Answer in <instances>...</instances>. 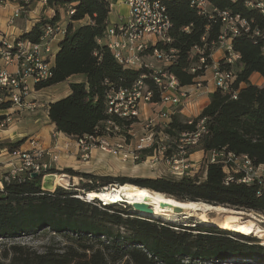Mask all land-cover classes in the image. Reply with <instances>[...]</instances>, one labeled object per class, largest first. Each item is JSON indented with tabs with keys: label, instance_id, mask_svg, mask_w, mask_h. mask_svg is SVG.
Listing matches in <instances>:
<instances>
[{
	"label": "trees",
	"instance_id": "trees-1",
	"mask_svg": "<svg viewBox=\"0 0 264 264\" xmlns=\"http://www.w3.org/2000/svg\"><path fill=\"white\" fill-rule=\"evenodd\" d=\"M172 21L170 42H159L156 47L170 52L175 58L165 70L173 74L179 86L192 85L214 64L213 51L218 48L223 23L218 12L202 13L193 0H163ZM219 11L240 15L249 23V30L229 36L240 58L228 63L219 60L220 69H232L235 80L230 91L216 88L210 102L197 117L179 111L171 115L164 129L176 139L182 133L198 130L204 120L199 149L223 152L218 161H207L206 177L176 178L173 176L147 178L96 177L75 172L71 168L53 172L80 173L102 181L87 184L84 193L102 190L110 184H129L148 188L181 201H197L211 205L254 210L264 214V180L243 182L245 172L225 170L228 153L247 155L255 166L264 164V85L250 81L253 73L264 76V36L255 29H264V14L245 6L243 0H212ZM50 7L66 6L75 10L68 17L64 37L52 67L53 76L37 84L36 89L66 81L74 75H84L85 81L70 82L71 92L49 104V118L56 131L72 138L101 136L106 123L118 120L123 133L136 119H118L108 112V94L131 88L141 77L154 91L152 101H161L162 90L153 80L152 70L132 68L121 63L111 49L99 40L110 26L109 0H47ZM59 22L58 9L52 17H43L31 30L20 37L40 42L47 25ZM155 47L147 49L152 53ZM202 59L204 61H202ZM242 83L245 85L242 86ZM236 92V93H234ZM236 94V97H234ZM10 104H1L3 109ZM0 115V118H3ZM27 137L17 141H0L2 149L20 148ZM197 147V146H196ZM144 150V153H148ZM43 174L10 178L0 189V264H219L222 262L249 264L264 263V246L252 235L223 226H177L144 217L126 208V202L98 205L79 197L75 187L56 186L47 189ZM126 205V208L117 207ZM175 227H179L176 229ZM39 233L51 234V241L39 250L17 241L18 238ZM57 239V240H56ZM243 260H246L243 262Z\"/></svg>",
	"mask_w": 264,
	"mask_h": 264
},
{
	"label": "built area",
	"instance_id": "built-area-1",
	"mask_svg": "<svg viewBox=\"0 0 264 264\" xmlns=\"http://www.w3.org/2000/svg\"><path fill=\"white\" fill-rule=\"evenodd\" d=\"M34 2L47 4V0H0V14L7 5L14 3L13 13L7 20L8 25H14L15 20L27 12ZM129 7L127 20L116 25H110L104 36L99 40L108 45L115 57L127 67L142 68L152 70L153 80L162 90L161 101H152L154 91L145 81V76H141L131 88L111 91L108 94V112L118 119H136L131 125L142 121L143 107L146 105L163 104L168 110H160L146 118L149 121V130L137 139V143L132 148V143H128L127 135L123 133L122 126L118 120H109L106 123V133L101 136H84L74 138L75 146L80 156L87 160L91 154L100 150L103 153L119 157L124 161L131 162H151L152 166H157L159 160L169 167L171 176L176 178L193 177L195 164L191 159L194 148L199 145L201 133L205 130V123L202 120L198 124V130L192 133H182L176 139L172 138L164 129L171 120L170 108L184 104L188 97L187 91L179 86L177 78L165 70L175 58V50L166 52L156 47L159 42H170L169 35L172 21L167 12L163 0H125ZM245 6L260 10L264 14V0H243ZM193 4L202 13L218 12L223 23L221 42L218 48H224L225 60L234 64L240 54L236 52L229 36L240 33L242 29L249 30V23L240 15H231L228 11H219L213 5L212 0H193ZM54 13L56 11L53 10ZM73 8L66 9L67 16L73 15ZM66 32V24L59 22L56 26L47 25L40 42H31L28 39L12 38L0 27V105L9 103L8 109H3L5 113L0 118V129H6L14 120L10 109L22 111H32L37 107L36 101L29 98L36 89L37 84L46 82L53 76L52 67L55 62V49L53 41L58 33ZM255 34L264 36V29H255ZM155 47L152 57L163 62V67H155L145 56L147 49ZM202 61H204L202 59ZM15 68L11 69L10 66ZM214 66V82L216 88L230 91L235 80V72L232 69H220L219 63ZM236 93V92H234ZM236 97V94H234ZM157 127L158 131H157ZM127 130L129 135H134L131 129ZM125 135V136H124ZM124 136V137H122ZM123 138V139H122ZM7 150V149H6ZM148 150V153H144ZM11 159L7 162L0 159V189L3 182L10 178H22L25 175L33 176L35 173L43 174L42 183H45L46 176H52L57 181L58 175L67 176L61 182H57L65 188H71L72 176L66 173L50 171L53 163L60 159L57 151H50L42 145L38 138H27L25 147L17 148L13 151L7 150ZM224 153L209 151L206 156L207 161H218L223 158ZM225 162V170L230 173L231 169L244 171L241 179L243 182H253L256 178L264 180V172L259 176H253L256 169L264 168V165L255 166L247 155L236 156L228 153ZM241 165V167H240ZM88 193L79 195L88 201ZM86 197V198H85ZM103 205H107L104 200H100Z\"/></svg>",
	"mask_w": 264,
	"mask_h": 264
},
{
	"label": "crops",
	"instance_id": "crops-1",
	"mask_svg": "<svg viewBox=\"0 0 264 264\" xmlns=\"http://www.w3.org/2000/svg\"><path fill=\"white\" fill-rule=\"evenodd\" d=\"M111 3V11L109 15L110 25H116L118 23L124 22L127 20L129 14V7L125 0H109ZM43 5V6H42ZM46 5L47 7L45 8ZM15 8L14 3L7 5L6 8L0 14V27L4 32L10 35L12 38H19L23 33L31 30L33 25L38 22L43 17H52L56 11L53 7L48 6L42 2H34L27 12L22 13V16L15 20L14 25H8L7 20L13 13ZM60 11V8H57ZM42 12V13H41ZM46 13L48 16H45ZM69 22V20L66 22ZM65 33H58L53 41L55 54H57L59 49V41L64 37ZM231 42V38L227 39ZM220 49V48H217ZM151 55L145 56V58L149 61V57ZM56 57V56H55ZM152 58V56H151ZM214 64L219 63L214 58ZM11 69L15 68L14 65L10 66ZM72 81H85L84 75H74L67 79L64 82L44 87L42 89H35L29 96L30 99H36L37 105L43 106L47 121H43L39 108L34 109L32 111H22L20 114L21 117H17L18 119L13 122V124L7 129H0V140L12 138V141H17L24 137H36L39 139L40 143L44 145L50 151H57L60 154V159L63 161L62 163H68L72 160L70 159L71 153L78 154V149L75 146L74 138L67 136L62 132L56 131V126L50 121L49 118V104L55 100L61 99L67 96L71 92L70 82ZM250 81L254 84L264 85V76L258 72H255L251 75ZM245 85L242 83V86ZM182 90L187 91L188 97L185 99L184 104L180 106H173L170 108L171 113L175 111L181 112L183 115L188 117H197L202 110L208 105L210 102V94L216 90L215 82H214V66L209 67L202 77L199 78V81L192 85L180 86ZM155 107V112L160 111L162 109L168 110V107H165L163 104L151 105ZM15 109V108H13ZM4 111L0 110V114ZM19 115V114H18ZM27 115V117H25ZM31 116V117H28ZM47 122V124H45ZM157 127V131H158ZM30 134H35V136ZM27 145V140L22 144V147ZM98 151V150H96ZM204 152L196 151L192 153L191 159L193 156H196L197 153ZM111 154H106L100 151V159L103 161L116 160L117 158ZM109 157V159H108ZM114 157V158H113ZM0 159L7 162L11 159L9 154L7 153L6 148L2 149L0 152ZM101 163V164H102ZM100 164V165H101ZM264 165V164H263ZM70 167V164L63 165L62 168ZM57 169L61 170V168ZM44 185V184H43ZM45 187V185H44ZM56 185H52L48 188L54 189ZM46 188V187H45Z\"/></svg>",
	"mask_w": 264,
	"mask_h": 264
},
{
	"label": "rangeland",
	"instance_id": "rangeland-1",
	"mask_svg": "<svg viewBox=\"0 0 264 264\" xmlns=\"http://www.w3.org/2000/svg\"><path fill=\"white\" fill-rule=\"evenodd\" d=\"M44 6H45V8L47 7L46 5H44ZM60 7H61V9H59L60 11H58L59 12V21H61L63 24H66V22L68 21V16L66 13L67 7L66 6H57V7H53V8L55 10H57V8H60ZM48 14H52V13H46L45 16H48ZM212 57L216 61H219L220 59L224 58L225 57L224 48L215 49L213 51ZM149 62H151L155 67H158V68L163 67V62L158 60L155 57L151 58V56H150ZM31 100L36 101V99H31ZM37 108H39V110H40L39 114L41 115L43 121H47L45 111L43 109L44 107L43 106L39 107L37 105V107L35 109H37ZM154 108L155 107H153L151 105H146L145 107H143L142 121L137 123V124H134V126H132V128H130L134 135H132V136L129 135V137H127V140H128L127 142L132 143V148L135 147V145L137 143V139L149 130V125H148L149 121H147L146 118L148 116L152 115L153 113H155L156 110ZM9 112L12 113L14 120L10 123V125L8 127H10L13 124V122H15L18 119L17 117L22 116L19 111H16L14 109H10ZM3 113H5V112H3ZM2 114H0V115H2ZM25 117H27V115ZM28 117H31V116L28 115ZM45 124H47V122H45ZM31 135L35 136V134H30V136ZM124 136H122V137H124ZM0 141H2V142L3 141H12V138L0 140ZM196 151H201V149H199V146L194 148V152H196ZM70 155H71L70 159L72 160L71 162H68V163L66 162L64 164V163H62L63 161H61V159H59L57 162L52 164L53 168L58 167V168H61V170H64L65 168H71L75 172L89 173V174L96 176L97 178L101 177V176H108L109 178H113V179H111L112 181H116V178H122V177H127V178L151 177V178H154V177H160V176H171V174L169 172V167L164 162V160H161V159L159 160L157 166H152L151 162H139L138 163V161H136V162L124 161L123 159L116 157V156H114L117 158L116 160L113 159V160H109V161H103V163H102V160L99 157L100 150L94 151L91 154L90 158H88L87 160L82 158L80 156V153H78V154L71 153ZM203 157H204V154L202 156L201 152L197 153L196 156L192 157L193 163L195 164V168H194V171L191 173V175L197 174V176H199L200 180H204L206 177V171H205L206 163H205V161H204L205 159ZM108 159H109V157H108ZM68 164H70V167L62 168L63 165H68ZM240 167H241V165H240ZM53 170H51V171H53ZM262 172H264L263 167L256 169L253 172L250 171V174H252L253 176H259ZM79 174L80 173H71L70 172L69 175L73 177L71 180V186L75 187L77 190H80L78 192H80L81 195L84 194L83 191L85 190V186L87 184H96V185L102 184L101 180L91 178V177H87V176H80ZM64 179L67 181L68 177L64 176ZM45 180L46 181H45L44 185L46 186L47 189H49L48 187L56 184V182L54 181V178L52 176H46ZM58 181H59V178H58L57 182ZM59 182H61V181H59ZM111 185H117V184H110L108 186H111ZM59 186H61V185H59ZM104 187H106V186H102L101 188L104 189ZM95 200H99V199H92L91 201L93 202ZM96 204L103 205L100 200H99V202H96ZM127 204H129V203H127ZM117 207L126 208V205H118ZM223 207H226L230 210L233 209V210H236L237 212L243 213V214H239V216L243 217L245 220L251 218V216H255L258 219L262 220L261 224L264 226V222H263L264 221V214L261 212L254 211V210H247V209H238V208L227 207V206H223ZM126 209H128L132 212H135L136 214H139L135 211V208L133 206H128V208H126ZM181 213L183 215V213H187V212L184 211V212H180V214ZM180 214L177 217L176 216H167L166 218L161 217V216L151 215V214H143V213L139 214V215H142L144 217L153 218L155 220H160L161 223L162 222L172 223V224H175L177 226H192V227H195V226H198V227L199 226H213V225H216L219 227L220 224L215 223V221L220 219L223 216L228 215V214H219L218 211L211 210L207 213L209 220L203 221L201 219L200 214H196L195 216H192V217L191 216H182ZM220 226L227 227L225 225H220ZM175 228L178 229L179 227H175ZM227 228H229V227H227ZM229 230H233V229L231 228ZM233 231H235V229ZM242 234H244V233H242ZM245 235H252L253 239L257 238L259 240L258 242L257 241H254V242L259 243V244L264 246V239L263 238L255 236L253 234H247L246 233ZM51 236L52 235L49 233H39V234H36L33 236H25L22 238H18L17 241L24 243V244H28L30 246H33L39 250H43L44 246L52 240ZM1 242L2 241H0V247L3 245ZM236 261L238 263H234L233 261L232 262L229 261V262H222L219 264H241V262H242L240 259H236ZM244 261H246V260H243V262ZM248 261L250 262L249 264H261L260 262H255V261H250V260H248Z\"/></svg>",
	"mask_w": 264,
	"mask_h": 264
},
{
	"label": "bare ground",
	"instance_id": "bare-ground-1",
	"mask_svg": "<svg viewBox=\"0 0 264 264\" xmlns=\"http://www.w3.org/2000/svg\"><path fill=\"white\" fill-rule=\"evenodd\" d=\"M59 181H62L64 177L58 175ZM57 178V180H58ZM46 181V180H45ZM57 183V181H56ZM58 186L59 184H55ZM89 199L104 200L105 203H113L115 201L128 200L130 203L143 202L147 205L154 206V212L141 211L143 214H151L155 216L167 217V216H178L180 213L177 212L176 208L180 207L188 210L187 213H182V216H195L200 214L203 221L209 220L207 213L211 210L218 211L219 214H228L216 220L215 223L225 225L229 228L235 229L240 233L253 234L255 236L264 239V226L261 224L262 220L255 216L245 220L236 210H230L223 206H214L204 202L197 201H181L176 198L170 197L160 192L150 190L148 188H140L131 186L129 184L122 185H111L106 186L102 190H94L87 192ZM80 197V196H79ZM170 203L171 206L165 204ZM207 212V213H206ZM237 214V215H236ZM198 216V215H197ZM264 222V221H263Z\"/></svg>",
	"mask_w": 264,
	"mask_h": 264
},
{
	"label": "water",
	"instance_id": "water-1",
	"mask_svg": "<svg viewBox=\"0 0 264 264\" xmlns=\"http://www.w3.org/2000/svg\"><path fill=\"white\" fill-rule=\"evenodd\" d=\"M34 177H37V176H39V174H37V173H35L34 175H33ZM121 201H123V202H126V203H129V204H131V206H133L134 208H135V211L137 212V213H139V214H142V212L141 211H146V212H150V213H153L154 212V206L153 205H147V204H145V203H143V202H135V203H130L128 200H121ZM116 202V201H115ZM115 202H113V203H115ZM109 204V203H108ZM207 204H209V203H207ZM166 206H171V204L170 203H167V204H165ZM214 206H218V205H214ZM176 210H177V212L178 213H180V212H187L188 210H185V209H183V208H180V207H178V208H176Z\"/></svg>",
	"mask_w": 264,
	"mask_h": 264
}]
</instances>
